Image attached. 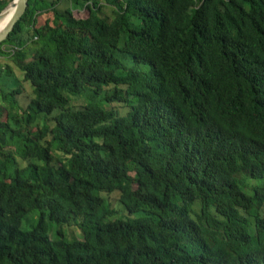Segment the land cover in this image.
Here are the masks:
<instances>
[{"label":"trees","instance_id":"trees-1","mask_svg":"<svg viewBox=\"0 0 264 264\" xmlns=\"http://www.w3.org/2000/svg\"><path fill=\"white\" fill-rule=\"evenodd\" d=\"M62 1L0 44V264H264V0Z\"/></svg>","mask_w":264,"mask_h":264},{"label":"rangeland","instance_id":"rangeland-1","mask_svg":"<svg viewBox=\"0 0 264 264\" xmlns=\"http://www.w3.org/2000/svg\"><path fill=\"white\" fill-rule=\"evenodd\" d=\"M70 7V4L66 1L63 0L62 3L60 4V6L58 7V10L60 13H64L66 11V9H68ZM106 13L108 15L111 14L110 11H106ZM73 16L76 19H86L88 17L87 12L85 10H83L82 12L78 13V12H73ZM53 21V17H52V13L51 14H45L43 16L40 17V22L39 25H41L42 21ZM38 46H30V48L28 47L25 50L26 53V62H30L32 60V54L34 53V51L36 50ZM10 66V70H12V72H14V76L17 79V81L21 80L22 78V74L17 70L15 64H13L12 62H10L9 59L3 60L0 62V71L4 72V70L6 69V66ZM11 72V73H12ZM12 75V74H11ZM2 74L0 73V84L1 85H5V89L6 90H10L15 87L16 82H13V75L12 76H8L2 78ZM3 79V81H2ZM25 89H27L28 93H32L31 88L29 87V85H24ZM93 96L91 94L87 95L85 98L82 99H72L71 102V107H73L74 109H78L81 110L83 109L85 106L91 104V103H102V100H105L109 95L110 92L109 91H105L104 93L98 95L95 92H92ZM93 97V98H92ZM92 98V99H90ZM106 109L108 110H115L116 112H119L121 115H125L126 113L124 112L125 110L121 109V107H119L118 105H112V104H104L103 105ZM60 113L59 112H55L53 117L58 116ZM44 124H46V122H43ZM53 155L57 156V158L61 157V153H59V151H53ZM20 164L22 167H25L28 165V163L24 162V161H20ZM251 184H253V182H251ZM102 197L106 200L107 206L110 210L116 212V214H113L112 217L108 218V221H116V220H126V218H136L139 217L137 215L135 216H130L129 212L125 209L124 205L121 203L120 199H121V195L119 193L113 194L112 196L103 194ZM40 216V212H36V213H31L26 219L25 221H23V225H22V230L23 231H30L37 223V220ZM77 223H81V219H77L75 220ZM51 232L50 235L53 236L54 238V234L57 233V231L59 230L57 225H52L51 226ZM62 230L64 232V234L66 235V237L68 239H72L73 237H76L77 239L81 240L83 239V232L82 229L80 227H70V226H64L62 227Z\"/></svg>","mask_w":264,"mask_h":264},{"label":"water","instance_id":"water-1","mask_svg":"<svg viewBox=\"0 0 264 264\" xmlns=\"http://www.w3.org/2000/svg\"><path fill=\"white\" fill-rule=\"evenodd\" d=\"M29 0H14L0 14V44L9 38L14 31L15 26L22 19L27 11ZM5 21L7 24L2 27L1 24Z\"/></svg>","mask_w":264,"mask_h":264},{"label":"built area","instance_id":"built-area-1","mask_svg":"<svg viewBox=\"0 0 264 264\" xmlns=\"http://www.w3.org/2000/svg\"><path fill=\"white\" fill-rule=\"evenodd\" d=\"M5 51H7V50H5ZM14 51H11V53H13ZM4 60V58L2 57V56H0V62L1 61H3Z\"/></svg>","mask_w":264,"mask_h":264},{"label":"bare ground","instance_id":"bare-ground-1","mask_svg":"<svg viewBox=\"0 0 264 264\" xmlns=\"http://www.w3.org/2000/svg\"><path fill=\"white\" fill-rule=\"evenodd\" d=\"M7 24V22L5 23V21L1 24L2 27H4ZM258 218V217H257Z\"/></svg>","mask_w":264,"mask_h":264}]
</instances>
